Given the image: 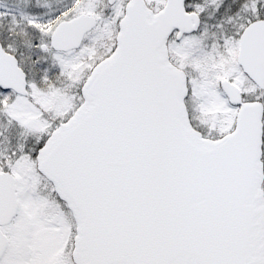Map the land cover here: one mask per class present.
<instances>
[{
	"label": "snow or ice",
	"instance_id": "snow-or-ice-1",
	"mask_svg": "<svg viewBox=\"0 0 264 264\" xmlns=\"http://www.w3.org/2000/svg\"><path fill=\"white\" fill-rule=\"evenodd\" d=\"M0 264H264V0H0Z\"/></svg>",
	"mask_w": 264,
	"mask_h": 264
}]
</instances>
